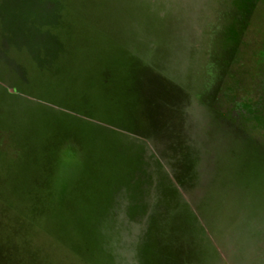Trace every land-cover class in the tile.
<instances>
[{
	"label": "rangeland",
	"instance_id": "rangeland-1",
	"mask_svg": "<svg viewBox=\"0 0 264 264\" xmlns=\"http://www.w3.org/2000/svg\"><path fill=\"white\" fill-rule=\"evenodd\" d=\"M263 128L264 0H0V264H264Z\"/></svg>",
	"mask_w": 264,
	"mask_h": 264
},
{
	"label": "trees",
	"instance_id": "trees-1",
	"mask_svg": "<svg viewBox=\"0 0 264 264\" xmlns=\"http://www.w3.org/2000/svg\"><path fill=\"white\" fill-rule=\"evenodd\" d=\"M259 118H260V117H258V116L256 117V116H255V119H256V120H260V121L262 120V121H263V119H259ZM218 128H219V130H224V131H227V132H228V128H227L226 126H223V127H222V126H218ZM262 131H264V128H263ZM260 233H264V232H260ZM262 241H263V246H264V238L262 239ZM261 249H262V246L259 245V250H261Z\"/></svg>",
	"mask_w": 264,
	"mask_h": 264
}]
</instances>
